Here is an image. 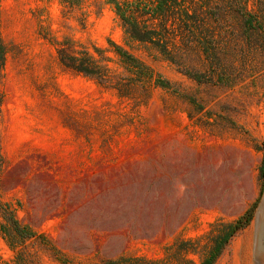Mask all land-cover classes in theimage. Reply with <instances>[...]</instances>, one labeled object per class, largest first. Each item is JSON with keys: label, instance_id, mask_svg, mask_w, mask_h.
<instances>
[{"label": "rangeland", "instance_id": "rangeland-1", "mask_svg": "<svg viewBox=\"0 0 264 264\" xmlns=\"http://www.w3.org/2000/svg\"><path fill=\"white\" fill-rule=\"evenodd\" d=\"M248 5L264 23V0ZM217 12L170 59L128 38L105 0H0V205L35 232L21 264L161 258L256 199L214 264H264V25ZM59 49L102 75L64 66ZM15 253L0 231V264Z\"/></svg>", "mask_w": 264, "mask_h": 264}, {"label": "trees", "instance_id": "trees-1", "mask_svg": "<svg viewBox=\"0 0 264 264\" xmlns=\"http://www.w3.org/2000/svg\"><path fill=\"white\" fill-rule=\"evenodd\" d=\"M111 4L114 12L121 19L124 31L128 38L141 42H148L157 47L170 59L176 38L181 40L192 37L200 32L203 26H209L208 20L211 9H216L219 15L235 12L239 24L244 28L255 29L263 27L256 10L249 8L248 0H105ZM260 11V10H259ZM264 12V10H261ZM216 13V12H215ZM115 45V44H114ZM115 51L122 61L135 70L138 77H151V70L142 61L121 46H115ZM203 48V51H207ZM60 62L77 72L101 76L102 67L97 60H79L76 56H67L58 50ZM4 56V48L0 42V61ZM1 63V62H0ZM201 75L196 74L197 80ZM161 86H167L163 80L157 79ZM261 189L264 185V163L260 168ZM257 199L247 207L236 219L230 222L217 221L211 224V229L204 236L193 240H181L165 248L161 258H147L134 254H119L104 257L100 264H214L230 238L245 227L252 219ZM1 217L0 231L7 244L16 252L15 261L21 264L18 256V246L35 232L25 224L20 223L15 210L10 205H0ZM204 241V243H202ZM190 252H199L197 263L187 256Z\"/></svg>", "mask_w": 264, "mask_h": 264}, {"label": "bare ground", "instance_id": "bare-ground-1", "mask_svg": "<svg viewBox=\"0 0 264 264\" xmlns=\"http://www.w3.org/2000/svg\"><path fill=\"white\" fill-rule=\"evenodd\" d=\"M264 208V201L261 203V205L259 206V213L263 211ZM259 234V233H258Z\"/></svg>", "mask_w": 264, "mask_h": 264}]
</instances>
